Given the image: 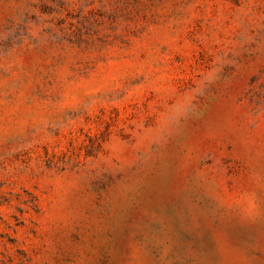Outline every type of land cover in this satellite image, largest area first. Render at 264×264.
Here are the masks:
<instances>
[{
  "label": "rangeland",
  "instance_id": "1",
  "mask_svg": "<svg viewBox=\"0 0 264 264\" xmlns=\"http://www.w3.org/2000/svg\"><path fill=\"white\" fill-rule=\"evenodd\" d=\"M0 264H264V0H0Z\"/></svg>",
  "mask_w": 264,
  "mask_h": 264
}]
</instances>
